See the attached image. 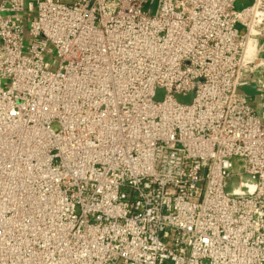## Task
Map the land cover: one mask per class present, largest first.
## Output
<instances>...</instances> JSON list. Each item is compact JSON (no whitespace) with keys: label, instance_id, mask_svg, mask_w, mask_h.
Instances as JSON below:
<instances>
[{"label":"built area","instance_id":"1","mask_svg":"<svg viewBox=\"0 0 264 264\" xmlns=\"http://www.w3.org/2000/svg\"><path fill=\"white\" fill-rule=\"evenodd\" d=\"M236 1L0 0V264H264Z\"/></svg>","mask_w":264,"mask_h":264},{"label":"crops","instance_id":"2","mask_svg":"<svg viewBox=\"0 0 264 264\" xmlns=\"http://www.w3.org/2000/svg\"><path fill=\"white\" fill-rule=\"evenodd\" d=\"M254 0H243L239 9L250 6ZM261 56L264 57V39L262 40ZM254 90L251 95V103L259 112L264 111V68H259L254 73V81L248 86Z\"/></svg>","mask_w":264,"mask_h":264},{"label":"rangeland","instance_id":"3","mask_svg":"<svg viewBox=\"0 0 264 264\" xmlns=\"http://www.w3.org/2000/svg\"><path fill=\"white\" fill-rule=\"evenodd\" d=\"M242 2H243V0H237L236 1V7L237 8L241 7L240 5L243 4ZM241 91H244V92L246 91L248 93L254 92V90L252 88H249V87L242 88ZM162 97H163V90H159L158 94L156 96V99L161 100ZM192 98H193L192 94H188L186 96L178 95V97H177V99L182 103H190L192 101ZM237 162H239V160Z\"/></svg>","mask_w":264,"mask_h":264}]
</instances>
